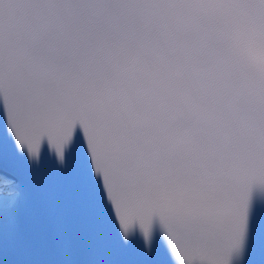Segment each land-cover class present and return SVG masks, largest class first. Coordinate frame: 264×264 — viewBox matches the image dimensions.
Masks as SVG:
<instances>
[{"label":"snow or ice","instance_id":"6c2138e0","mask_svg":"<svg viewBox=\"0 0 264 264\" xmlns=\"http://www.w3.org/2000/svg\"><path fill=\"white\" fill-rule=\"evenodd\" d=\"M0 264H264V0H0Z\"/></svg>","mask_w":264,"mask_h":264}]
</instances>
